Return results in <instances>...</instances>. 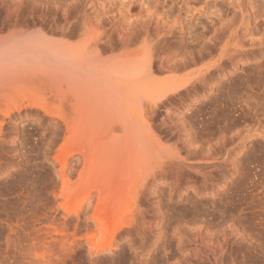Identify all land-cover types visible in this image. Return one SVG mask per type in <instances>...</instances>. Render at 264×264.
Masks as SVG:
<instances>
[{
	"label": "rangeland",
	"instance_id": "obj_1",
	"mask_svg": "<svg viewBox=\"0 0 264 264\" xmlns=\"http://www.w3.org/2000/svg\"><path fill=\"white\" fill-rule=\"evenodd\" d=\"M32 29L105 62L150 60L146 123L171 171L107 228L91 201L72 213L113 167L73 160L65 186L78 142L50 115L69 105L38 77L0 80V264H264V0H0V39Z\"/></svg>",
	"mask_w": 264,
	"mask_h": 264
},
{
	"label": "bare ground",
	"instance_id": "obj_2",
	"mask_svg": "<svg viewBox=\"0 0 264 264\" xmlns=\"http://www.w3.org/2000/svg\"><path fill=\"white\" fill-rule=\"evenodd\" d=\"M85 44L83 43V46ZM78 45H75L74 47L57 43L37 29H32V31L25 30V32L23 31L22 33L15 34H12L11 32V34L9 33V35L0 39V80L6 81V79H15L17 80L16 82H18V80H22L23 78L31 80L34 77H38L37 79H42L41 82L45 81L44 83H46V85L49 84L50 87L52 86V92L55 90V93L53 92L55 97L57 96V98H62L69 105L70 108H66V110H69V115L63 114L64 112L67 113L66 110L62 113V110L60 111V113L58 111V113L55 111L53 112V114L51 113L52 115H50L51 122H53L57 127L59 126V121L60 123H62L60 125H63L65 127L66 135H64V141L67 143L66 144L65 142H63L65 143V147L66 145H71L70 143L73 144V142H78L76 143V145L73 144L75 146V154L71 153L70 157H68L69 159H63L60 163L61 167L59 169L61 170L59 171V173L60 176H62L61 178H63L62 181H64L65 186L67 182L66 177L71 175L78 169H76L75 167L80 166L85 169L90 165L91 167L89 166L88 170H91L92 172V170L95 169L94 167H96L94 164L96 163V160V164H98V161L101 158L105 157L107 159L108 155H111L110 159L108 157L106 162H104L105 158L104 160H100L106 164H104L103 162H99V169L101 170V172L104 171L105 173H107L105 171V167H113L110 168L114 170V173L112 172V178L110 177L111 172L109 169V173L107 175L104 173L106 175V179L107 176L109 177L107 179L109 182L105 183L106 180L102 178L104 180L101 182L102 184L104 183L103 185L101 183V185L95 184L97 186L92 185L91 188L93 190H89V193L87 192V195L83 197L82 200H80L81 203H79V201V205L77 204L76 206H74V209L72 208V213L79 214V212L84 209V204L88 201H91V204H96L95 207L97 208H95V214H93L94 220L100 222V225L107 228L113 223L115 218L118 216L117 213H119L121 209L131 208L130 204L135 201L131 200L132 198L135 199L136 197L137 199V196H140V193L144 191L145 193L146 191L151 192V190H153L152 186L155 183H158L163 179H167V176L164 172L169 169L171 161L167 162V159H169L167 157L168 153H166L165 155L164 151H168L165 149L164 143L162 144V141L159 138L154 137L153 135V137L151 138L150 134L152 130H150L151 128L148 124L149 122L146 123L149 120L148 119L146 121V119L150 116L149 111L154 105L153 100L149 96H145L146 93L144 91L145 76L151 71L150 60L128 59L120 63H109L99 59V57H95L93 54L94 52L90 53L88 49L89 45L86 46L87 48L78 47ZM29 76H31L32 78L28 79ZM57 98H54V101H57L59 99ZM58 102L62 103V100H58ZM55 106L57 107L56 104ZM20 107V109H22V106ZM145 107H148V109L146 110ZM14 108H17V106ZM44 110H47V108ZM58 110L60 109L58 108ZM145 111L149 116L145 114ZM145 115H147V117ZM52 116L54 118H52ZM90 117H93V119H90ZM95 117L100 120L95 121L97 120ZM84 120H88V122L86 123L84 122ZM104 120L106 122H109L105 123ZM89 122L91 128L89 126ZM108 123H110L109 127ZM101 124H106V128L104 129V136L106 135L105 137L107 138L103 139V137H98V139L103 140V142H101V145H99V148H97V145L94 142L98 140H95L97 131L100 136L98 126H100ZM85 126H87V130ZM58 130L60 131V129H57V131ZM85 130L88 135H92L94 133L95 136H87V133L84 132ZM84 133L86 134V136L84 135ZM101 133H103V130ZM55 134L57 136L58 133L55 132ZM109 135L111 138L109 137ZM84 137L89 138L85 139ZM90 138L91 140L95 141L93 142L89 140ZM82 139H85L86 142H84L85 140ZM110 139L113 144L109 142ZM88 140L91 142V144L87 142ZM92 142L96 146H94ZM79 143L83 145H81V147L78 146L79 148H77L76 146L77 144L79 145ZM84 143L88 144L84 145ZM102 144L104 145V148L102 147L103 150H108L105 151L106 156L105 154H103L104 156L99 155V150L101 149V146H103ZM89 145L93 147L91 148V146ZM109 149H111V151ZM95 150L98 153H95ZM92 153H95L97 156ZM116 153H119L120 155L117 156ZM113 155L117 156L115 157L117 161L114 159ZM111 159L113 160V162L115 160L114 166H111V163H113ZM73 160H76L74 167L75 170L69 166V163ZM92 161H94V163H92ZM110 161L111 163H109L108 165V162ZM100 163H102V165H100ZM91 164L94 166L93 168ZM69 168L73 170L72 171L70 169L71 174H68ZM99 169L96 168V171ZM169 170L171 171V168ZM92 173L97 175L98 173H100V171L97 174L94 173V171ZM115 173L118 178L115 176ZM66 174L68 175L66 176ZM104 174H101V177H104ZM114 176L117 178V180L120 179L124 182L125 180H127L129 182V187H127L126 192H124L125 190L123 191V189H118L120 187L119 184L124 185V182H118L119 180L116 182V178ZM112 179H114L113 182ZM127 181L126 183H128ZM115 184L117 185V187L119 186L116 189L113 188L116 186ZM65 189H67V187ZM128 189V198L131 197V202L129 201V204L127 203L128 201L124 200L126 198L125 195L127 194ZM119 190H121L122 193ZM145 193L142 194L144 195ZM124 201L127 203V206L130 207H127ZM122 204L124 205V207L122 206ZM67 211L70 213L71 210ZM131 215L132 214H130V216ZM109 242H107V246H109ZM105 244L106 243H104V245ZM102 247L104 248V246Z\"/></svg>",
	"mask_w": 264,
	"mask_h": 264
}]
</instances>
